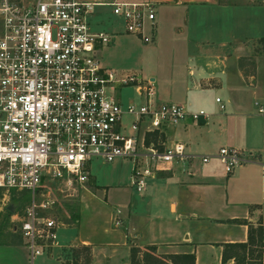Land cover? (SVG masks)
<instances>
[{"label":"crops","instance_id":"crops-1","mask_svg":"<svg viewBox=\"0 0 264 264\" xmlns=\"http://www.w3.org/2000/svg\"><path fill=\"white\" fill-rule=\"evenodd\" d=\"M78 1L93 3L89 28L91 19L98 16L95 7H108L106 15L112 16L106 4L112 0ZM117 1L153 3V28L146 25L143 31L152 40L143 44L124 34L116 18L119 28L99 31L109 38L98 51L100 64L119 71L111 66V56L120 54L125 40L150 46L155 67L148 63L146 77H142L152 82L155 100H173L188 112L208 114L206 121L175 126L174 142L197 156L214 155L220 147L264 156V119L252 105L264 96V0ZM157 87L164 96L156 94ZM110 164H125L128 175L101 190V201L109 206L104 214L107 228L97 229L93 219L79 218L95 198L83 186L88 196L80 205L76 225L60 227L57 247L32 264H63L70 260L65 255L74 245L88 248L89 264H127L130 249L166 264L176 255H192L193 264H232L231 254L221 263L223 246L245 243L248 233L252 247L264 250V194L257 167H240L225 175L215 159L205 164L196 159L187 166L174 164L170 172L149 179L144 191L136 194L129 187L128 163ZM9 205L0 209L9 225L0 229V264H29L26 249L13 230L16 212ZM112 218H117L118 226L113 227Z\"/></svg>","mask_w":264,"mask_h":264},{"label":"built area","instance_id":"built-area-1","mask_svg":"<svg viewBox=\"0 0 264 264\" xmlns=\"http://www.w3.org/2000/svg\"><path fill=\"white\" fill-rule=\"evenodd\" d=\"M106 4L124 34L143 44L151 42L143 31L146 25L153 28L152 2ZM92 5L78 0H0V209L12 194L29 195L12 223L29 264L57 247L56 234L63 227L50 214L53 200L38 192L42 178L67 189L83 187L92 158L128 163L129 187L136 194L174 164L187 166L196 159L205 164L211 158L225 175L257 167L264 194L263 155L231 147H220L214 155L188 153L174 142V127L206 121L208 114L157 102L149 79L100 64L98 51L109 38L90 31ZM126 88L139 102H120L118 91ZM252 105L264 119V96ZM112 219L113 227L118 226L117 218Z\"/></svg>","mask_w":264,"mask_h":264},{"label":"rangeland","instance_id":"rangeland-1","mask_svg":"<svg viewBox=\"0 0 264 264\" xmlns=\"http://www.w3.org/2000/svg\"><path fill=\"white\" fill-rule=\"evenodd\" d=\"M26 1V0H24ZM108 7L99 6L94 8V14L98 15L95 18L91 19V32H99L101 30L106 31V27L119 28V22L116 18L107 14ZM109 24H111L109 26ZM97 25V26H96ZM101 27V28H100ZM112 30V29H111ZM0 31H1V20H0ZM152 55L150 46H144L141 43H134L133 40H125L121 44L120 54H114L111 56V66L116 70L125 71V72H136L139 73L140 76L146 77L144 74V70L147 71L148 63L149 67H155L150 57ZM147 67V68H146ZM159 71V70H158ZM161 72V71H159ZM148 79V77H147ZM155 84H159L156 80ZM156 94L159 97L164 96V92L161 87H157ZM119 95L117 98L121 103L124 101L130 100V102L137 103L139 102L136 99L133 90L130 88L119 90ZM159 100V99H158ZM157 102L160 103H174L173 100L170 101H162L159 100ZM86 171L89 174L87 182L83 185L86 190L89 192L95 193V198L92 201L93 204H89V210L87 209L84 215L80 214V219L87 217L88 219H93V226L97 229L100 227H105L107 219L104 214H107L106 208L108 205H104L101 201L100 193L101 190H105V186L111 182L116 180H125L128 175V169L125 164H106L101 163L98 159L92 158L86 164ZM84 187L73 185L70 189L65 188L63 185L59 184L57 181H51L46 178H42L41 185L38 189L39 193H48V198L53 200V205L51 206V216L57 221L61 222L65 227H74L76 225V219H78V210L83 200L85 199L87 193L84 190ZM14 202H11V198L8 200L9 206L13 207L14 212L20 213L23 208L26 206L29 201V195L26 192H21L18 194H14L12 197ZM7 205V204H6ZM83 207V205H82ZM88 207V206H87ZM99 210L101 212H99ZM105 210V211H104ZM104 216V217H103ZM6 213L4 210L0 212V229H8V223H6ZM110 223V222H109ZM110 225V224H109ZM70 246H68L69 250ZM66 251V250H65ZM141 254H145L144 251L139 249H135ZM249 255L246 256L247 259H241V261L236 264H257L259 261L264 263V256L261 254L264 250L261 247L253 248L252 246L249 249ZM247 253V251H246ZM76 254L75 258L77 264H89V261L86 263V258L89 260L88 255L85 252H79V246L74 245L67 251L66 257L70 256L72 259L73 255ZM238 255H242L241 251L237 252ZM261 256V258H260ZM65 257V258H66ZM139 258V256H136ZM64 258V259H65ZM241 258V257H240ZM251 259V260H250ZM99 264H107V262H100ZM122 264V263H121ZM129 264V262L127 263ZM233 264V263H232Z\"/></svg>","mask_w":264,"mask_h":264},{"label":"trees","instance_id":"trees-1","mask_svg":"<svg viewBox=\"0 0 264 264\" xmlns=\"http://www.w3.org/2000/svg\"><path fill=\"white\" fill-rule=\"evenodd\" d=\"M252 246L251 237L248 233L247 239L245 243L241 244H227L223 246L222 250V256H221V263H224L227 255L231 254L233 258V264H236L237 262L244 260V258L249 255V249ZM241 251L242 255H238L237 252ZM247 251V253H246ZM79 252H85L86 255H88L89 258V251L88 248L85 246L79 247ZM138 251H135V249H130L129 251V264H166L162 260L157 259L149 254H142L140 258H137ZM73 255V258L69 261H65L63 264H77L75 255ZM241 257V258H240ZM251 260V259H250ZM89 260L86 258V263ZM170 264H193V256L192 255H176L174 256V261H172ZM257 264H264L261 261H259Z\"/></svg>","mask_w":264,"mask_h":264}]
</instances>
